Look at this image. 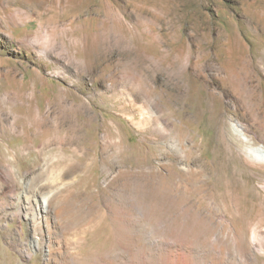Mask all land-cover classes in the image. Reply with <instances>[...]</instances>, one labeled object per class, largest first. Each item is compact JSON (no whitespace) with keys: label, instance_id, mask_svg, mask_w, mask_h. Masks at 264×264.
I'll use <instances>...</instances> for the list:
<instances>
[{"label":"rangeland","instance_id":"rangeland-1","mask_svg":"<svg viewBox=\"0 0 264 264\" xmlns=\"http://www.w3.org/2000/svg\"><path fill=\"white\" fill-rule=\"evenodd\" d=\"M256 151L264 0H0V264H264Z\"/></svg>","mask_w":264,"mask_h":264},{"label":"bare ground","instance_id":"bare-ground-1","mask_svg":"<svg viewBox=\"0 0 264 264\" xmlns=\"http://www.w3.org/2000/svg\"><path fill=\"white\" fill-rule=\"evenodd\" d=\"M175 89L176 87L173 88V90ZM253 152L254 151H252L251 153ZM255 157H256L257 162L264 164V153L263 152L256 151ZM200 220L205 221L214 227V232H213L214 236L218 237L220 234H223L227 238L230 239L234 248L237 251V256L239 257L240 264H258L256 248L253 247V245L249 241H247V239L243 235V232L240 231L236 226H234L231 223H228V226L223 227L222 230L219 231L218 228L223 223L221 224L217 222L218 224H215L216 221L213 218H206V219L202 218ZM35 226L41 228L42 224L40 222H35ZM253 237H254V240L258 242L259 237L255 233ZM258 243H259V249L263 251L264 250V239L263 240L260 239Z\"/></svg>","mask_w":264,"mask_h":264}]
</instances>
